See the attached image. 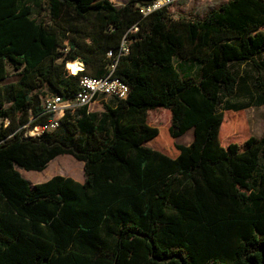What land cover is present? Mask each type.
<instances>
[{"label":"trees","instance_id":"trees-1","mask_svg":"<svg viewBox=\"0 0 264 264\" xmlns=\"http://www.w3.org/2000/svg\"><path fill=\"white\" fill-rule=\"evenodd\" d=\"M151 1L0 0V264H264V132L219 139L221 100L238 82L230 65L251 63L264 114V0L194 19L141 14ZM108 74L128 86L124 99L24 134L49 121L44 94L70 97L81 75ZM156 107L169 110L171 145L153 140ZM187 129L191 141L174 143ZM62 154L82 162L81 182L30 185L17 171Z\"/></svg>","mask_w":264,"mask_h":264},{"label":"rangeland","instance_id":"rangeland-1","mask_svg":"<svg viewBox=\"0 0 264 264\" xmlns=\"http://www.w3.org/2000/svg\"><path fill=\"white\" fill-rule=\"evenodd\" d=\"M113 5L119 6L126 0H109ZM225 0H173L166 7L168 13L173 17L182 16L185 18H200L210 9L216 8ZM264 36V28L259 29ZM264 61V52L261 59ZM70 63V62H69ZM76 63V62H75ZM67 69V66H64ZM231 70L238 76L236 91L233 96L222 97L223 119L219 128V139L226 145L230 142L241 144L247 137L258 135L264 128V115L261 105H253L254 89L251 84V63H236L230 65ZM68 70V69H67ZM12 69H7L6 80L15 78ZM45 92L47 88H42ZM109 96L99 95L94 102L90 103L88 110H100L103 103L108 102ZM237 108L238 110H233ZM170 113L162 107H156L148 110L147 121L158 128V134L153 139L157 144L167 146L171 145V138L167 133V127L170 123ZM28 129L23 131L28 135ZM189 134V133H188ZM187 134L182 135L179 139L184 141ZM156 149V148H154ZM20 175L32 183H38L46 180L52 175L68 176L75 180L83 179L82 163L75 160L67 154L57 155L41 171H26L17 168Z\"/></svg>","mask_w":264,"mask_h":264},{"label":"built area","instance_id":"built-area-1","mask_svg":"<svg viewBox=\"0 0 264 264\" xmlns=\"http://www.w3.org/2000/svg\"><path fill=\"white\" fill-rule=\"evenodd\" d=\"M173 0H152L150 3L141 5L138 7V11L145 15L149 12L158 9L163 6H167ZM126 40L122 39L118 54L125 53L127 51ZM107 56L111 55L110 51H107ZM78 64V70H81L82 63L78 60H73ZM114 61L110 65L113 66ZM66 65V64H65ZM70 72V70H68ZM74 72V73H75ZM73 74V73H72ZM128 93V86L117 77H113L110 74L103 77H91L87 75H81L78 78V90L70 97H62L53 93H46L41 97V106L44 112L50 114V119L46 123L37 124L30 127L28 135L38 136L44 130H50L57 126L58 119L67 111L73 110L77 106L86 105L94 102L97 96L104 95L109 97H115L118 99H124Z\"/></svg>","mask_w":264,"mask_h":264},{"label":"crops","instance_id":"crops-1","mask_svg":"<svg viewBox=\"0 0 264 264\" xmlns=\"http://www.w3.org/2000/svg\"><path fill=\"white\" fill-rule=\"evenodd\" d=\"M160 108V107H159ZM166 110H168V109H166ZM169 111V110H168ZM148 112V111H147ZM264 115V114H263ZM147 120V119H146ZM169 120H170V118H169ZM147 124L148 125H150V126H154L153 124H151L150 122H148L147 121ZM264 132V128H263V130L258 134V135H255V136H253V137H259L262 133ZM189 133V134H188ZM185 134H187V137H186V139L182 142V141H180V137L182 136V135H185ZM191 139H192V130L191 129H187L184 133H182L181 135H179V136H177V137H175L174 138V143H176V144H180V145H187L190 141H191ZM221 144H223L222 142H220ZM82 163V162H81ZM43 170V169H42ZM83 171V170H82ZM53 176V175H52ZM51 177V176H50ZM49 177V178H50ZM48 179V178H47ZM73 179V178H72ZM73 180H75V179H73ZM83 180V179H82ZM82 180H75V181H78V182H81ZM42 182V181H41ZM32 184H34V183H32Z\"/></svg>","mask_w":264,"mask_h":264},{"label":"bare ground","instance_id":"bare-ground-1","mask_svg":"<svg viewBox=\"0 0 264 264\" xmlns=\"http://www.w3.org/2000/svg\"><path fill=\"white\" fill-rule=\"evenodd\" d=\"M67 69L70 70L71 73H74L76 70H78V64L75 63V62H71V63H68L67 65Z\"/></svg>","mask_w":264,"mask_h":264}]
</instances>
